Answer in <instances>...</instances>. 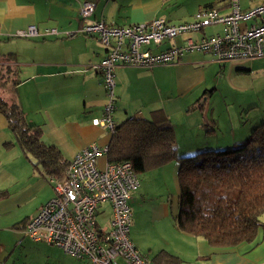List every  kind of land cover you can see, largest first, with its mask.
Segmentation results:
<instances>
[{
	"label": "crops",
	"instance_id": "0c3cea01",
	"mask_svg": "<svg viewBox=\"0 0 264 264\" xmlns=\"http://www.w3.org/2000/svg\"><path fill=\"white\" fill-rule=\"evenodd\" d=\"M26 1L28 2H25V0H0V38L26 31L29 26H35L39 34L38 36L42 37H44V31L47 28H54L59 34H64L68 37L81 35L78 33L80 28L78 17L79 6L85 1L94 3L93 0H44L45 7L43 8L40 2L38 4L30 0ZM227 2L228 0H217L212 2L211 6L222 12H227ZM263 2L264 0H260L255 4L251 3L254 6L248 8L243 7L241 3L240 5L245 10ZM100 3L99 13L97 12L96 15L97 3H95L96 7L92 18L103 20L107 25L118 26L146 23L157 19L155 12L163 5L161 0H101ZM46 21H50L55 26H39ZM87 38L89 37L81 39L89 49V45L93 46L94 42ZM90 39L98 42L95 38ZM181 42L182 37H178L173 43L180 44ZM96 50V53L92 51L96 59L94 62L90 60L87 65H84V62L80 58L74 57L63 60L57 58L56 60L46 59L42 62L27 64L33 68V71L28 73L26 75L28 77L18 82L14 88L17 90L18 96L17 100L14 98L12 102L17 103L21 107L25 119L29 124L41 128L43 142L47 141L49 145L53 144L52 146H56L62 158L67 162H70L77 152L90 144L100 147L107 145L110 138V134L106 128L93 125L92 123L93 119H99L98 117L102 115L103 106L106 101V99H103L104 96H101L102 98L100 99V94L96 92V89L100 86L104 88L100 75L96 71L87 69V66L98 63L105 55V49ZM3 61L5 62V60ZM253 61L255 60L238 59L223 64L227 63L231 65V68H235V71L238 72H250ZM213 62V58L208 54L191 53L185 55L178 63L169 65V69L173 71V77L164 86L168 88V91L166 97L164 96L161 101H152L148 95L140 93L130 99L125 93L128 85H124L121 81L116 80L114 71L117 89L116 100L119 99L123 102L122 108L124 107V110L131 111V108H140L138 114L141 113L140 110H146L149 113L148 118L150 113L155 110H162L164 116L169 121L170 115L174 113H183L192 117L193 123H187L189 129L196 128L202 132V137L199 131L195 130L196 133L192 132V136L195 137L196 142L198 141L196 145L198 149L196 150H199V152L203 150L201 148L207 142L209 144V139L211 138L216 139L217 144L224 146L220 147V145H217L219 148H227V146L239 143L244 136L249 134L250 129L242 127L239 121L220 123L212 114L214 110H211L210 116L205 118L206 104L216 90L214 88L211 90L201 89L204 91L199 90L198 94L194 90L205 83L202 67ZM83 66V69L71 70L72 68H82ZM245 67H248L249 70L245 69ZM119 68L125 69L129 67ZM2 69L4 70V68ZM91 71L93 72L90 73ZM66 72L71 75H76L77 73L81 75V77H75L78 81L76 92L70 93L62 87V84L66 81H74L71 77L65 76ZM27 85L31 86L27 90H22ZM205 96L207 97L204 109L187 111V108L194 102L202 100ZM98 100H100V106L97 105ZM78 101L82 102L81 107L78 106ZM180 102L181 104H179ZM238 108L236 110L230 107L234 116L241 118L243 109ZM247 115L248 113H246ZM171 124L175 134V126L178 123L172 122ZM208 125H213L215 129L213 127L207 129ZM51 135L64 141L65 145L63 149L60 147L58 141V143L54 141L55 138L52 141L46 139V137ZM176 138L177 136L175 140ZM6 142L14 143V137L8 129L5 118L0 113V240L10 235L18 240L22 236V230L26 222L36 215L45 202L53 197V188L50 178L43 177L39 170L33 167L36 161L31 155L22 152L17 145L6 149L3 145ZM45 144L47 143L45 142ZM70 145L72 146L70 147ZM212 146L210 145L209 148ZM100 159L98 160L99 165L104 166L106 162L105 158L102 161ZM178 167V163L173 161L147 173H160V177H156L162 178L164 184L166 180H172L176 185L178 196ZM157 184L154 181V186H157ZM137 191L131 194L130 199L137 196ZM141 196L142 198L144 196L146 198L148 195L141 194ZM177 196L174 197V202L176 203L174 207L170 208L167 204L163 203H160V206H153V219H167L170 215L174 217L177 213ZM99 212L100 214L107 213V220L110 217L109 204H103ZM190 239L195 240L191 244L193 251L197 248L199 252L198 254L193 253L192 257L197 259V257H201L200 255L210 256L209 264H264V227L258 230L257 236L252 243H242L233 248H211L204 241H199L193 237H190ZM18 241L16 245H18ZM0 246L2 247L0 253L4 252L6 250L5 245L0 243Z\"/></svg>",
	"mask_w": 264,
	"mask_h": 264
},
{
	"label": "built area",
	"instance_id": "2783aa9c",
	"mask_svg": "<svg viewBox=\"0 0 264 264\" xmlns=\"http://www.w3.org/2000/svg\"><path fill=\"white\" fill-rule=\"evenodd\" d=\"M227 4V12L205 6L189 21L178 24L154 19L118 26L93 19L95 3H81L78 33L95 38L105 49L97 64L87 66L100 75L106 96L102 116L93 119V125L106 128L109 134L114 132L112 113L117 94L114 71L118 67L169 66L191 53L208 54L217 64L264 58V2L245 10L239 0H228ZM206 29L213 31L206 34ZM18 34L39 35L34 26ZM57 35L59 32L54 28L44 32V36ZM181 36L186 37L180 44H174ZM166 41L172 45L159 49ZM106 152L107 145L90 144L69 162L64 179L50 178L53 197L26 222L22 239L43 242L89 264H153L139 253L129 237L132 220L129 200L139 188L138 173L128 161H106L104 168L99 169L98 160L105 158ZM103 204H109L110 217L101 225L98 216Z\"/></svg>",
	"mask_w": 264,
	"mask_h": 264
},
{
	"label": "rangeland",
	"instance_id": "374dc122",
	"mask_svg": "<svg viewBox=\"0 0 264 264\" xmlns=\"http://www.w3.org/2000/svg\"><path fill=\"white\" fill-rule=\"evenodd\" d=\"M30 1H33V3L40 2L42 7H45L44 0ZM93 1L94 3H97L95 11L96 15L99 6L101 5V0ZM161 1L163 5L157 12H155V17L157 19H163L171 24H178L188 19L190 20V17H192L199 8L205 7L204 5L211 6L212 2L217 0ZM239 1L243 7L248 8L254 6L251 3L255 4L260 0ZM25 2L28 1L25 0ZM39 26L51 27L55 25H52L50 21H46ZM34 28L36 27L34 26ZM50 29L51 28H47V30ZM212 31L213 30L206 29L205 33L210 34ZM18 33L19 32L12 36L0 38V97L7 103L14 101V98L17 100L18 94L17 90L14 89L16 87L15 85L26 79L28 77L26 75L33 71V68L27 64L42 62L46 59L56 60L57 58L63 60L65 58L68 59L74 57L80 58L84 62L83 64L87 65L90 60L94 62L96 59L95 55H93V53H96V49H104L99 42L87 38L94 42L93 46L89 45L90 48L88 49L86 44L82 41V39H86L83 35L68 37L64 34H59L57 36L48 37H27L21 36ZM181 37L183 40L186 36ZM171 43L172 42L166 41L159 46V49L166 48L171 45ZM2 56H5L6 58H9V56L12 57L11 60L7 59V61L4 62L3 60L5 59H3ZM169 67L170 66H157L148 70L142 68L133 69L134 67L125 69L116 68L115 76L116 80L121 81L124 85H128L125 93L130 99L136 97L137 94L140 93L148 95L152 101H161L164 96L166 97L168 91V88L164 86H166L173 77V71L169 69ZM2 68H4V70ZM83 68L84 66L82 68L70 69L80 70ZM202 68L205 83L203 86L196 88L194 92L198 94L199 90L204 91L201 89L211 90L214 88L216 90L206 104L205 118L210 116L211 110H214L212 114L215 116V119L219 120L222 124L226 121L241 122V126L250 129V132L244 136L240 142L247 140L253 129L264 122V58L253 61L252 70L250 72L235 71V68H231V65L227 63L217 64L213 62ZM245 69L249 70L248 67H245ZM92 72L93 71L90 73ZM65 76L71 77L74 81H66L62 84V87L70 93L76 92L78 81L75 77H81V75L78 73L76 75H71L66 72ZM29 86L31 85L23 87L22 90H27ZM96 92L100 94V99L102 98L101 96H104L103 99H106L104 94L105 91L102 86L97 88ZM99 101L100 100L97 101V105L100 106ZM80 102L81 101H78L79 107L82 106V102ZM122 103L123 102L119 99L116 100L115 111L112 113V121L114 124H119L121 121L132 117L148 118L149 113L146 110H140V114H138L140 108H131L132 112L127 111L123 109L124 107L122 108ZM179 104H181V102ZM230 107H233L236 110L239 109L238 107L243 109L241 118H236L231 112ZM246 113H248L247 116ZM101 116L98 118H101ZM170 116L171 123H178L177 126H175V137L177 136L175 140V148L178 156L188 157L199 153V150H196L198 149L196 146L198 141L196 142L195 137L192 136V132L199 130L196 128L189 129L187 125V123H193L192 117L183 113H174ZM208 126L207 129L213 127V125ZM199 134H201L202 137V132L199 131ZM54 138L53 135L46 137L48 141H52ZM41 141L43 142V138H41ZM54 141H58L60 147L63 149L65 145L63 140L55 138ZM209 141V144L206 141L207 144L201 148L203 149L201 151L207 149H224L217 146L220 145V147H224L221 146L222 144H217L216 139L211 138ZM45 142L47 144H45ZM45 142H43L45 145H49L47 141ZM210 145L213 146L209 148ZM71 146L72 145H70V147ZM100 160L102 161L104 158H101ZM98 168H104L101 164L99 165V161ZM156 176L160 177V173L139 171L138 177L140 188L137 191V196L135 198L132 197V199L129 200V205L132 211V220L129 230L131 242L137 248L139 253L150 259V261H154L159 254L164 253L176 257L180 260V264H209L210 256L200 255L201 257H197V259L192 257L193 253H199L197 248L193 251V248L191 247V244H193L195 240L190 239L192 236L184 234L176 229L174 219L171 215L167 219H153V206H160V203H163L167 204L170 208L174 207L176 205L174 197L177 196V188L172 180H166V183L164 184L163 179L157 178ZM154 181L158 183L157 186H154ZM141 194L148 196L142 198ZM106 217L107 213L100 214L98 216V223L103 225ZM261 220L264 222V216H262ZM21 238L18 239L21 240V244L18 245H16L18 240L14 239L12 235L0 240V243H3L6 247V250L0 253V264H89L86 260L78 261L73 259L65 255L60 249L48 246L43 242L33 243L27 239ZM196 239L202 241L199 238Z\"/></svg>",
	"mask_w": 264,
	"mask_h": 264
},
{
	"label": "trees",
	"instance_id": "16d2710c",
	"mask_svg": "<svg viewBox=\"0 0 264 264\" xmlns=\"http://www.w3.org/2000/svg\"><path fill=\"white\" fill-rule=\"evenodd\" d=\"M2 57L6 62L12 56ZM206 97L194 102L187 111L204 109ZM0 113L14 137V143L6 142L4 147L10 149L17 145L31 155L36 161L33 167L43 177L64 179L69 162L55 146L41 141V128L26 121L21 107L0 97ZM105 160L128 161L138 174L177 162L175 227L211 248L250 244L264 227L261 220L264 216V122L253 129L247 140L231 147L179 157L172 124L162 110H155L147 119L128 118L116 124ZM152 263L181 262L161 253Z\"/></svg>",
	"mask_w": 264,
	"mask_h": 264
}]
</instances>
